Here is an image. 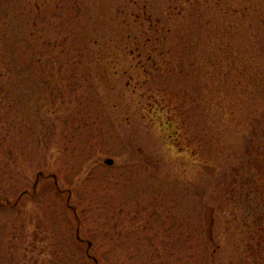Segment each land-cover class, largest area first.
I'll list each match as a JSON object with an SVG mask.
<instances>
[{
	"label": "rangeland",
	"instance_id": "374dc122",
	"mask_svg": "<svg viewBox=\"0 0 264 264\" xmlns=\"http://www.w3.org/2000/svg\"><path fill=\"white\" fill-rule=\"evenodd\" d=\"M191 1L0 0V264H264V0Z\"/></svg>",
	"mask_w": 264,
	"mask_h": 264
},
{
	"label": "trees",
	"instance_id": "16d2710c",
	"mask_svg": "<svg viewBox=\"0 0 264 264\" xmlns=\"http://www.w3.org/2000/svg\"><path fill=\"white\" fill-rule=\"evenodd\" d=\"M226 1L227 0H216L215 2H216V5H218L217 3H219V6H220V8H219V10L217 11V12H219L220 13V15L222 16V18L224 17V16H226V13H228V11H227V7H228V4H229V0H228V2L226 3ZM223 3V5H221ZM190 4H193V2L191 1V0H181V5H182V7H186V6H188V5H190ZM181 11H183V9H180ZM228 16V15H227ZM226 16V17H227ZM199 17H200V15H199ZM216 18L217 17H214V19L216 20ZM202 19L203 20H205V23L204 24H202V26L205 28V29H209V28H211L212 30H210L209 32L212 34V33H214V29H213V26H209V24H208V18H205V17H202ZM220 19V18H219ZM200 20H201V18H200ZM213 19H211V21H212ZM210 21V22H211ZM204 29V30H205ZM230 27H228V26H226V30H224V31H226L225 33H224V35H225V38H223V40H225L226 39V37L227 38H229V34H230ZM223 31V30H222ZM221 34H223L222 32H220ZM136 42H137V40H136ZM224 47V46H223ZM222 47V48H223ZM264 49V48H263ZM229 50V49H228ZM224 51H226V48H225V50ZM213 66H215V64L213 65ZM6 70L7 71H0V80L3 78V77H6L7 76V72L10 74V71H8L9 69L8 68H6ZM222 76L223 77H225V79L227 78V75H226V73L224 74V73H222ZM227 83H229V81H227ZM0 105H18V103H17V101L16 100H14V98L13 97H11L10 96V94H9V92H8V90L6 89V88H3L2 86H0ZM263 116H264V114H263ZM262 127H263V129H262V132H257V131H253L252 132V138L249 140V138H248V140H247V142H249V153L250 154H253V155H256V156H258V157H260V158H262L263 160H264V121L260 124ZM262 182L264 183V179H262ZM258 232L260 233V234H263V237H264V226H260L259 227V229H258Z\"/></svg>",
	"mask_w": 264,
	"mask_h": 264
},
{
	"label": "water",
	"instance_id": "95a60500",
	"mask_svg": "<svg viewBox=\"0 0 264 264\" xmlns=\"http://www.w3.org/2000/svg\"><path fill=\"white\" fill-rule=\"evenodd\" d=\"M105 163H106L107 165L112 166V165H113V160H112V159H107V160L105 161Z\"/></svg>",
	"mask_w": 264,
	"mask_h": 264
}]
</instances>
